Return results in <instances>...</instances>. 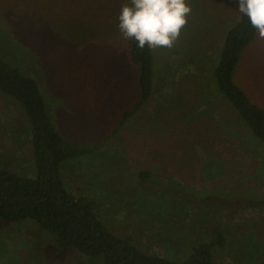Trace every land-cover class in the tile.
Listing matches in <instances>:
<instances>
[{
	"label": "rangeland",
	"instance_id": "rangeland-1",
	"mask_svg": "<svg viewBox=\"0 0 264 264\" xmlns=\"http://www.w3.org/2000/svg\"><path fill=\"white\" fill-rule=\"evenodd\" d=\"M187 3L191 12L173 46L153 48L152 96L120 127L140 96L118 29L122 0H0V57L37 81L56 130L86 149L61 162V178L112 234L183 260L220 231L226 240L212 248L214 264H259L264 143L213 77L240 13L234 0ZM232 78L264 110V37L256 34L244 48ZM0 169L36 173L26 115L1 92ZM0 264L101 263L58 247L25 219L0 228Z\"/></svg>",
	"mask_w": 264,
	"mask_h": 264
},
{
	"label": "trees",
	"instance_id": "trees-1",
	"mask_svg": "<svg viewBox=\"0 0 264 264\" xmlns=\"http://www.w3.org/2000/svg\"><path fill=\"white\" fill-rule=\"evenodd\" d=\"M124 1L122 6L130 3ZM256 34L247 18L240 14L226 31L213 77L218 91L252 136L264 143V110L232 78L241 53ZM126 51L128 62L136 72L140 96L122 114L118 127L140 110L157 84L153 48H138L135 41L127 39ZM0 92L14 99L26 115L36 172L34 177H26L0 169V228L9 222L31 219L40 230L53 236L58 247L76 249L101 264H214L212 248H222L226 240L220 231H212L208 242L194 245L183 260L148 254L128 238L112 234L88 202L66 190L61 162L85 154L86 149L68 144L56 130L37 81L0 57ZM148 174L141 172L140 176L146 178ZM262 257L259 264H264V253Z\"/></svg>",
	"mask_w": 264,
	"mask_h": 264
},
{
	"label": "clouds",
	"instance_id": "clouds-1",
	"mask_svg": "<svg viewBox=\"0 0 264 264\" xmlns=\"http://www.w3.org/2000/svg\"><path fill=\"white\" fill-rule=\"evenodd\" d=\"M234 3L257 34L264 37V0H234ZM190 12L187 0H130L117 17L118 29L126 39L135 41L138 48H170Z\"/></svg>",
	"mask_w": 264,
	"mask_h": 264
}]
</instances>
